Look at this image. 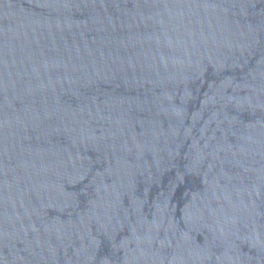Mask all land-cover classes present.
<instances>
[{"label": "water", "instance_id": "obj_1", "mask_svg": "<svg viewBox=\"0 0 264 264\" xmlns=\"http://www.w3.org/2000/svg\"><path fill=\"white\" fill-rule=\"evenodd\" d=\"M257 0H0V264H206Z\"/></svg>", "mask_w": 264, "mask_h": 264}]
</instances>
